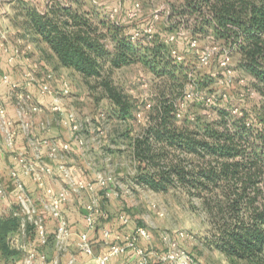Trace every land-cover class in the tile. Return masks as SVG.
Returning a JSON list of instances; mask_svg holds the SVG:
<instances>
[{
	"label": "trees",
	"instance_id": "obj_1",
	"mask_svg": "<svg viewBox=\"0 0 264 264\" xmlns=\"http://www.w3.org/2000/svg\"><path fill=\"white\" fill-rule=\"evenodd\" d=\"M19 4L34 41L44 43L58 64L80 74L90 89H99L122 121H134L138 106L114 84L111 71L137 62L148 68L157 92L132 139L134 182L155 191L181 189L198 202L210 224V245L230 264H264V0H175L168 6L171 28L188 27L189 40L212 36L218 57L225 51L238 57L237 68L254 79L262 98L256 111L225 95L208 109L202 99L186 98L192 68L176 63L165 42L133 41L106 11L84 0H48L43 11L23 0ZM197 105L207 109L205 115L189 116V107ZM17 226L13 218L0 223L5 259L18 256L7 244Z\"/></svg>",
	"mask_w": 264,
	"mask_h": 264
},
{
	"label": "rangeland",
	"instance_id": "obj_2",
	"mask_svg": "<svg viewBox=\"0 0 264 264\" xmlns=\"http://www.w3.org/2000/svg\"><path fill=\"white\" fill-rule=\"evenodd\" d=\"M21 0H0V27L9 31L11 39L16 37L35 42L26 26ZM39 11H43L48 0H23ZM175 0H84L102 12L109 14L110 20L121 24L131 36L135 32L151 35V44L163 41L169 49H174L184 58L183 65L192 70V82L185 86L190 98L201 96L218 97L225 95L235 105L249 111H256V102L262 100L254 87V79L237 68L238 57L230 56L228 65L216 52L211 55L208 65L201 64L202 53L218 48L212 36L189 40V28L168 24V6ZM138 7H135V5ZM112 14V17H111ZM170 23V22H169ZM148 31V32H145ZM142 41V40H140ZM192 41L196 42L192 46ZM148 44L145 39L142 41ZM109 47L112 45L109 43ZM46 55V54H45ZM47 56V55H46ZM111 79L138 106L135 120L122 121L111 114L110 102L102 97L99 89H90L84 80L71 77L70 86L86 97L76 106L78 120L82 125V137L96 145L97 156L92 162L97 172L112 177L115 182L107 190L117 195L120 205L118 215L124 213L136 227H143L150 236L159 241V249L142 246L148 252L163 250L162 235L169 234L188 252L194 254L203 264H230L226 257L210 245V224L205 214L199 210L198 202H191L188 195L177 188L167 192L155 191L139 186L133 180L138 173V164L132 157V139L141 132L148 113L154 104L157 79L142 63L137 62L113 69ZM204 81V82H202ZM93 83V80H90ZM202 84V86H201ZM201 89V90H200ZM200 92V93H199ZM214 101V99H213ZM178 105L181 101H177ZM150 104L151 107L147 108ZM206 106V105H205ZM185 108V107H184ZM208 109V107L206 106ZM200 105L191 106L188 115L204 116L207 112ZM88 152L95 151L89 148ZM106 190V191H107ZM102 210L106 200L105 191H99ZM195 206V208H194ZM151 236V237H152Z\"/></svg>",
	"mask_w": 264,
	"mask_h": 264
},
{
	"label": "crops",
	"instance_id": "obj_3",
	"mask_svg": "<svg viewBox=\"0 0 264 264\" xmlns=\"http://www.w3.org/2000/svg\"><path fill=\"white\" fill-rule=\"evenodd\" d=\"M8 34L9 31L0 27V41L4 40L9 47L22 49L29 47V49L25 57L15 59L11 64L8 63V54L0 55V75H7L11 82L16 83L19 88H23L29 79L25 74L29 73L32 83L27 90L36 97L43 110L37 114L19 116L14 106L15 99L10 86L0 81V92L7 115L13 121V128L16 131L14 147L11 149L5 147L4 151L0 152V189L3 191V195L0 196V223L7 218L18 220V226L7 235L9 248L16 251L18 256L5 259L0 254V264H26L25 258L30 251H43L49 261L58 257L60 264H64L71 255H77L81 264H98V258L108 250L101 237L102 229H110L114 235L124 237L136 228L130 219L126 225L120 223L118 219L120 205L117 195L110 190L105 191L106 200L103 209L106 216L99 220L96 230L90 233L93 255L87 257L78 252L76 244L78 235L86 228L84 206L89 200L90 194L86 190L79 194L70 191L67 201L61 207L67 222L69 237L64 249L58 253L55 243L57 222L42 207V200L46 196L45 190L38 188L31 177L25 176L20 165L14 160L15 154L22 153L28 160L33 161L36 151H38L41 159L54 170L53 176L46 180V186L51 188L54 193L79 180L84 182L95 181L97 169L92 159L94 160L97 156V147L92 142L93 138H90L89 141L84 140L80 133L79 136L83 140V145H77L73 141V132L63 127L59 123L58 114L51 110L55 104L54 97L52 95H39L37 89V84L47 80L62 95L60 105L64 111L73 112L78 118L76 106L86 98L84 94H88V92L77 93L78 89L76 87L72 89L70 86L73 83L70 82V79L72 76L83 79L80 74L73 70L61 67L56 56L44 43H31L18 37L11 39ZM65 85L67 86L66 89L64 88ZM27 120L31 121V127L24 129L22 122ZM39 123H45L47 129H41ZM0 140L3 143V136H0ZM66 143L71 145L69 151L62 150V145ZM52 148L57 149L55 157H50ZM89 148H94L95 151L88 152ZM63 170L68 171L69 177L64 175ZM12 171L18 173L36 214L43 220L47 235V244L43 248H40L34 230L21 212L17 201L19 191L14 178L11 176ZM151 236L149 240L141 239L139 245H149L151 248L159 249V241L157 242L154 236ZM150 253L152 257L149 264H159L154 257L157 252L152 250ZM135 260V253L128 251L111 258L106 264H127L133 263Z\"/></svg>",
	"mask_w": 264,
	"mask_h": 264
},
{
	"label": "built area",
	"instance_id": "obj_4",
	"mask_svg": "<svg viewBox=\"0 0 264 264\" xmlns=\"http://www.w3.org/2000/svg\"><path fill=\"white\" fill-rule=\"evenodd\" d=\"M135 7H138V5L136 4ZM151 38V35H144L142 32H135L131 35V39L133 41H144L146 39L147 42H150L149 40ZM191 45L195 46L196 42L192 41ZM28 49L29 47H25L23 49L19 47H9L4 40L0 41V55L8 54V63L10 64L13 63L15 59L25 57L27 55ZM216 50H218V48L214 47L209 52L202 53L199 58L201 64L204 66L208 65L211 55L214 54ZM170 55L176 63L184 62V58L174 49L170 50ZM222 57L224 59V65H228V61L230 60L229 52L225 51ZM25 75L28 76L29 79L23 88H19L16 83L11 82L7 75H0V81L8 84L11 88L15 99L14 106L16 107L19 116L37 114L43 110L40 104L37 102L36 97L27 90L28 86H30L32 83V78L29 73H26ZM66 87L67 86L65 85L64 88L66 89ZM37 89L39 95H52L54 97L55 104L53 107H51V110L58 114L59 123L63 127H66L73 132V141L77 143V145L82 146L83 140L79 136L82 131V125L73 112L64 111L60 105L62 95H60L58 90L47 80L37 84ZM185 95L186 98L191 99L187 93H185ZM200 98L204 101L207 107L211 105L214 99V97H209L207 95L204 97L201 96ZM150 107L151 105L148 104L147 108ZM179 108L181 110L184 109V102L179 104ZM234 113H239V110L235 109ZM177 117L179 119L182 117L181 112L177 114ZM22 123L24 129H29L31 127L30 120ZM39 127L43 130L47 129V125L45 123H39ZM0 136H3V143L0 140V152H3L5 147L9 149L14 147L16 131L13 128V121L7 115V110L1 92ZM70 149L71 145L69 143L62 145L63 151H69ZM56 151V148H52L50 151V157H55ZM14 160L20 165L25 176L31 177L37 184L38 188L45 190L46 196L42 200V207L57 222L55 243L57 245L58 253L64 249L69 237L67 222L61 210L62 205L67 201L70 191L79 194L81 191L86 190L90 194L89 200L84 206L86 228L85 231L78 235L76 249L80 254L91 257L93 255V245L91 242L90 233L96 230L99 220L106 216L105 212L102 210L99 191H106L110 184H114L115 180L110 176L104 175L103 173L96 172L94 182H84L83 180H79L73 184L62 187L57 193H54L51 188L46 186V180L53 176L54 170L41 159L38 151H36L33 161L28 160L22 153L15 154ZM63 172L66 177H69L68 171L63 170ZM11 176L14 178L16 187L19 191L17 201L20 205L21 212L28 219L32 229L34 230L40 248H43L47 244V235L43 220L36 214V210L32 206L30 198L25 192L24 185L20 180L18 173L16 171H12ZM2 195L3 191L0 189V196ZM118 219L122 225H126L129 222L128 216L124 213L119 214ZM101 237L104 243L107 245L108 250L103 256L98 258V264H106L111 258L125 254L128 251H133L135 253L136 260L133 263L127 264L150 263L152 257L151 253L139 245V241L141 239L149 240V233L145 228L136 227L131 233L125 235L124 237L114 235L110 229L104 228L101 231ZM161 240L163 242V250L154 254V257L159 264H203L194 254L185 250L179 244V242L169 234L162 235ZM25 263L60 264L58 257L49 261L43 251H30L25 258ZM64 264H81V262L77 255H71Z\"/></svg>",
	"mask_w": 264,
	"mask_h": 264
}]
</instances>
